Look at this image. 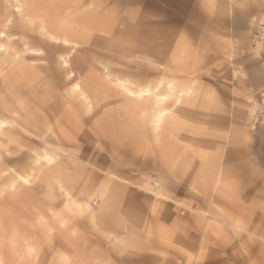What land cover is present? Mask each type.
<instances>
[{
	"label": "rangeland",
	"instance_id": "rangeland-1",
	"mask_svg": "<svg viewBox=\"0 0 264 264\" xmlns=\"http://www.w3.org/2000/svg\"><path fill=\"white\" fill-rule=\"evenodd\" d=\"M0 264H264V0H0Z\"/></svg>",
	"mask_w": 264,
	"mask_h": 264
}]
</instances>
